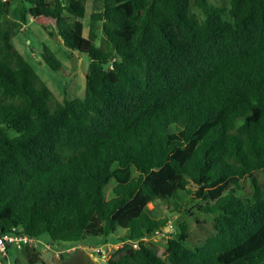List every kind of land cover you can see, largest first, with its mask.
I'll return each mask as SVG.
<instances>
[{"label":"trees","instance_id":"16d2710c","mask_svg":"<svg viewBox=\"0 0 264 264\" xmlns=\"http://www.w3.org/2000/svg\"><path fill=\"white\" fill-rule=\"evenodd\" d=\"M86 5L0 1V234L77 243L122 231L106 264H264V193L254 177L264 170V0H231L229 9L94 0L88 37ZM30 21L89 58L84 98L60 102L15 48ZM41 57L65 70L48 46ZM246 177L251 200L237 195ZM183 193L214 215L216 233L190 247L179 223L165 259L145 241L168 226ZM156 200L168 215L152 214ZM26 264L47 263L33 249Z\"/></svg>","mask_w":264,"mask_h":264},{"label":"rangeland","instance_id":"374dc122","mask_svg":"<svg viewBox=\"0 0 264 264\" xmlns=\"http://www.w3.org/2000/svg\"><path fill=\"white\" fill-rule=\"evenodd\" d=\"M4 2L6 0H0ZM51 2L52 0H47ZM231 0H210L212 4L220 8H230ZM94 0H87V16L84 19V36L88 37L90 28V15L93 13ZM195 14L201 13L197 9H192ZM99 31V37L96 41L98 46L103 44V37ZM29 41V44L27 43ZM13 45L15 48L31 63L39 77L46 83V85L54 93L56 99L60 102L66 99L84 98L86 87V74L88 72L90 60L87 56L79 55L66 48L63 41L58 36L55 29L50 27L35 25L33 21L27 24V28L23 32H19L13 38ZM43 45H46L55 55L62 65L65 67L63 72H56L51 70L42 60L41 53ZM31 52L37 57L35 60L31 57ZM133 170L130 178H135L137 174ZM114 172L119 173V168L114 167ZM261 189L264 193V170L254 174ZM116 185V180H112L106 188L107 199L112 196V189ZM195 190V188L193 187ZM237 195L251 200L253 195L252 180L246 177L241 181V189L237 191ZM203 204L202 201L195 199L183 193V200H181L178 213L170 215L168 226L158 233L152 239L145 242L152 248L159 256L166 259L167 257V240L177 236V225L183 223L189 229V243L190 247H195L203 244L206 239L216 233L212 220L214 215L204 214L197 211L195 206ZM150 211L155 216L168 215V206L156 200L152 202L149 207ZM193 211V215H185V211ZM124 233L118 232L117 235L87 237L86 239L77 243H54L48 235H43L35 239V243L22 250L10 248L8 258L0 254V264H15L16 262L26 264L28 256L36 249L40 258L47 264H106L107 260L115 256V252L122 248L123 243L120 242ZM49 247V249H47ZM97 250H101L97 252ZM96 258V260H95Z\"/></svg>","mask_w":264,"mask_h":264},{"label":"built area","instance_id":"2783aa9c","mask_svg":"<svg viewBox=\"0 0 264 264\" xmlns=\"http://www.w3.org/2000/svg\"><path fill=\"white\" fill-rule=\"evenodd\" d=\"M26 28H27V25H23V27L21 28V31H24ZM27 43L29 44V41ZM30 55L35 60L38 58L32 52ZM34 243H35V239L28 236L25 233L18 232V233L0 234V254L3 257L8 258L9 248H14L16 250H22L28 246H31ZM133 246L136 248L137 244L135 243ZM97 252L101 253V250H97Z\"/></svg>","mask_w":264,"mask_h":264},{"label":"crops","instance_id":"0c3cea01","mask_svg":"<svg viewBox=\"0 0 264 264\" xmlns=\"http://www.w3.org/2000/svg\"><path fill=\"white\" fill-rule=\"evenodd\" d=\"M14 8H15V6H14ZM47 249H49V247H47ZM95 260H96V258H95Z\"/></svg>","mask_w":264,"mask_h":264}]
</instances>
